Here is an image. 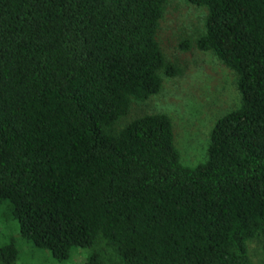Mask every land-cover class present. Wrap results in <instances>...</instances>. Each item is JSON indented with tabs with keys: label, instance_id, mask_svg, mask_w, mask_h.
<instances>
[{
	"label": "trees",
	"instance_id": "trees-1",
	"mask_svg": "<svg viewBox=\"0 0 264 264\" xmlns=\"http://www.w3.org/2000/svg\"><path fill=\"white\" fill-rule=\"evenodd\" d=\"M167 2L0 0V205L57 262L94 246L81 264H254L264 0H187L208 10L196 48L235 72L241 95L194 168L180 163L169 116L117 126L133 100L162 91L163 74H181L157 40ZM19 256L0 246V263Z\"/></svg>",
	"mask_w": 264,
	"mask_h": 264
},
{
	"label": "rangeland",
	"instance_id": "rangeland-1",
	"mask_svg": "<svg viewBox=\"0 0 264 264\" xmlns=\"http://www.w3.org/2000/svg\"><path fill=\"white\" fill-rule=\"evenodd\" d=\"M208 10L187 0H168L160 21L157 40L165 58L180 69L176 77H163L162 91L145 102L133 100L130 112L117 121L124 127L149 114H165L173 124L174 145L180 163L194 168L207 161L210 136L216 123L237 110L241 95L237 75L223 65L212 52L196 48V40L205 33ZM191 44L181 49L182 42ZM9 201L0 205V246L14 244L19 251L16 264H81L93 252L74 248L63 262L52 259L50 252L38 250L20 235ZM254 264H264V237L248 241ZM2 264V263H0Z\"/></svg>",
	"mask_w": 264,
	"mask_h": 264
}]
</instances>
